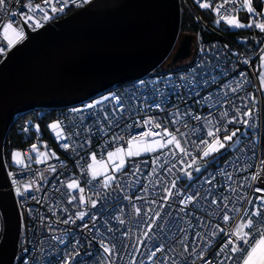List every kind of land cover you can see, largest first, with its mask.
I'll return each instance as SVG.
<instances>
[{"label": "built area", "instance_id": "built-area-1", "mask_svg": "<svg viewBox=\"0 0 264 264\" xmlns=\"http://www.w3.org/2000/svg\"><path fill=\"white\" fill-rule=\"evenodd\" d=\"M27 2L28 0H20V3L17 4L15 0H11V7L18 12H27L24 7ZM32 2L33 4H42L50 17V19L44 20L42 13H34L35 17L42 21V27H31L30 25L34 21L24 24L19 15L15 17L6 15L3 18L4 21L8 19L19 21L25 33V38L26 32H35L48 24L69 16L86 5L84 0H75V2L68 0L66 6L61 3V0H54L56 7L63 6L64 11L53 13L50 10L51 6L45 5L43 0H32ZM184 2L187 6L190 5L189 0H184ZM2 22L0 21V23ZM215 36L216 39L199 45L193 70L179 73L171 82H161L155 76L149 74L142 80L143 84L127 82L117 85V88L114 86L115 89L111 94H115L120 98L125 109L124 112H116L113 115V109L119 108L120 105H117L111 99L103 101L95 108L84 109L83 112L73 113L71 112L73 108L60 110L56 119L65 126L64 133L70 139L58 141L55 138L53 139V145L47 149V151L54 152L59 159L49 158L44 163H34L28 151H19L22 153L20 160H23L24 164L15 165L10 163L9 166L5 164L11 188L16 196L21 222L13 264H61V257L64 255L65 248L77 239L80 240V244L77 246L81 252V256L77 258L80 264H98L97 257L100 256L102 250L96 241H92L91 245L88 243L94 236L96 240L110 239L116 244L117 249L121 252V258H116L115 264H130L133 254H135L136 264H141V262L149 264V250H154L153 245L159 244L165 245V252L163 254L158 253L156 259L160 260L163 259V256L169 255L172 260L168 264H204V261L200 259L203 252H206L208 254L207 258L212 259L216 264L219 258L215 256V252L229 237L224 236L223 233L217 237H212L211 232L217 224L223 227L225 231H230L234 223L239 221L243 212L238 216L236 212L229 211V215L234 217V221L225 223L220 219L223 211L217 210L216 206L209 205L208 201L212 197L207 196L206 190L211 188L216 196L222 194L230 197L229 208L234 206L240 209H248L251 207L248 201L254 199L253 189L260 185L251 181L250 177L253 173L260 171L256 165L260 159H264V116L262 117L263 113L259 108V118L256 120L255 125L248 130L252 134L258 133L259 141L256 143L247 139L238 149L234 151L232 149L233 152L227 155L228 158L221 162V165L214 167V169H207L187 188L182 189L177 184L176 188L173 189L174 197L170 202L160 200V197L165 193L163 188L156 184V180L170 186L176 174L180 173V166L178 165L177 169H174L171 174L166 173L164 169H159L155 175H152L153 155L133 159L135 163L140 165L141 172L134 178L130 175L122 177L121 174L118 175V177H121L119 184L123 191L120 188H115V185H113L115 190L109 189L106 193L105 190H101L99 197L101 202L96 208H92L90 203L81 205L79 200L69 204L67 196L62 197L60 193L55 191L56 188H59L61 193L67 192L79 195V193H71L61 184V181L79 178L81 187L85 188V198L97 199L96 196H93L94 189L87 184V180L90 178L88 172L85 171L84 174H81V168L87 169L89 154L96 152L99 156L104 151L103 145L106 141H110L113 135L124 137L123 140L119 141L123 144L130 135L145 131L146 128L137 126V121L142 122L148 117H155L157 121L167 122L168 126L173 128L171 124L173 117L169 116V113H175L177 110L181 113L191 110L194 115H207L209 108L205 103V98L212 95L213 99H216L221 91H227L228 99L234 100L235 104L242 106V102L236 98L241 96L250 97V94L259 88L257 87V82H260L258 76L253 74L251 69L253 61L250 60V63L244 64L243 60L247 57L233 40L223 37L219 33H215ZM25 38L13 47L8 48L3 33L0 31V46L5 49L3 53H0V64L9 52L23 42ZM242 72L246 73V76L241 77L240 73ZM245 80L248 83H244ZM238 81L243 83V87L236 93L222 87L229 83L232 87H236ZM253 87L254 89H252ZM157 103L161 104L163 111L154 107ZM229 110L231 111L230 106ZM212 111L216 112L217 109L213 108ZM104 113L108 114L107 121L104 119ZM185 120L190 127H195L198 124L191 117H187ZM108 121H111V124ZM176 127H180L181 131H190V128L184 129L183 124L176 125ZM228 127L233 129L236 126L228 125ZM239 127L244 126L239 125ZM28 132L26 130L24 133L25 139L29 136ZM88 139H91V146L84 143ZM192 139L195 140L196 137L193 136ZM64 143H69L73 147L65 150L61 146ZM82 144L84 147H80ZM113 146L112 143H108L107 150H112ZM253 148L256 151V158L252 157ZM144 161H148V163L145 164ZM225 161H229L227 166ZM246 164L252 166L245 169L244 165ZM49 165L55 166L56 171H50ZM225 167L227 172L232 175L231 180H228L224 175H217L213 184L219 185V187H212L205 183V178L216 173L218 169H224ZM131 170L130 162L124 171L130 172ZM41 174L43 175L41 176ZM245 176L249 179L244 180ZM261 179L264 180V173L261 174ZM14 180L16 181L15 184ZM29 181L34 182V187L31 190H25L22 186ZM96 183L98 182H94V184ZM242 184L243 187H241ZM194 185L202 186L201 196L206 198L200 199L195 205H189L186 212H179L178 209L183 207L179 203L180 193L190 194L195 190ZM17 186H20L21 191L25 193L23 197L16 194L15 188ZM36 186L39 187V191L36 190ZM144 188H147L148 191L145 192ZM227 188H235L236 191H228ZM245 193L247 199H237V197H243ZM32 196H36L40 202L37 203L36 200L31 199ZM124 196L131 197L132 204L142 207L145 211L149 207L153 211L149 212L148 216L143 213L136 216L132 204L124 199ZM137 196H144L145 199L138 200L136 199ZM152 200H157V203L152 204ZM165 203H168L169 206L163 207L161 211ZM119 207L124 208L122 214L117 211ZM29 209L32 211L29 212ZM81 211L87 213L83 220L76 219L75 223H62L69 215L75 217V214ZM157 211H161L165 221L164 231H161L159 227L152 228L149 232V239L145 241V245L141 247L140 252L136 253V241L137 239H144L143 233L148 231L151 223L148 217L154 216ZM169 212L171 215H165ZM115 216L124 219L125 223L120 224ZM94 217L99 218L95 219L93 223ZM169 223L173 225L170 230L168 229ZM49 224L51 229L48 227ZM86 224L88 227H84ZM108 227H111L113 231L108 232ZM255 227L259 228L261 225L256 224ZM1 232L2 219L0 215V237ZM125 232L128 233L127 236L124 235ZM197 232L201 233L200 237L194 235ZM53 236H59L67 243L62 244L59 241H54ZM181 240H183V243L180 242ZM185 244L188 246L187 252L184 251ZM88 252H91L92 255H84Z\"/></svg>", "mask_w": 264, "mask_h": 264}, {"label": "snow or ice", "instance_id": "snow-or-ice-1", "mask_svg": "<svg viewBox=\"0 0 264 264\" xmlns=\"http://www.w3.org/2000/svg\"><path fill=\"white\" fill-rule=\"evenodd\" d=\"M15 2L19 4L20 0H15ZM73 2H75V0H73ZM43 3L45 5H50V10L53 13L64 11L63 6L59 8L56 7L54 0H43ZM61 3L66 6L68 0H61ZM196 3L199 7L211 9L216 14L217 19L215 20V24L217 25H219L221 21H224L229 27L240 29L257 28L264 33V0H219L216 4H213L212 0H196ZM24 7L27 9V12H18L11 7V0H0V21H3L0 23V31L3 33L8 48L13 47L17 42L23 40L25 38V33L20 26L19 21H13L12 19L4 21L3 18L6 15L10 17L19 15L24 24L34 21V23L30 25L33 28L43 26L42 21L37 19L34 13H42L44 20L50 19L48 13L45 11V7L40 3L33 4L32 0H28ZM241 9L246 11V16L244 18L239 16ZM4 51V47L0 46V53H3ZM260 59L261 63L258 66V70H260V90L264 92V56H261ZM244 62L250 63V61L247 60ZM240 76L244 77L246 76V73L242 72L240 73ZM140 83L143 84L144 82L141 81ZM244 83H248V81L245 80ZM222 87L227 88L232 93H236L243 87V83L238 81L236 87H232L230 83ZM109 99L114 101L117 105H120L119 108L113 109V115H115L116 112L125 111L120 98L115 94H110L109 96L102 97L100 100L85 105L83 109L73 108L71 109V112H83L84 109L95 108L97 105L102 104L103 101ZM236 99H239L242 102V106H238L235 104L234 100L228 99L227 91H221L216 99H213L212 95L205 98V103L209 108L207 115H194L191 110L184 111L183 113L177 110L175 113H169V116L173 117L171 120L173 128H170L167 122L157 121L155 117H148L142 122H136L138 127L146 128V130L135 135H130L125 143H119L124 137L113 135L110 138V141H106L103 145L104 151L101 152L99 157L96 152H91L89 154V160L91 162L87 164V169L85 170L84 168H81V174H84L85 171L88 172L90 178L87 180V184L92 186L94 189L93 196H96L97 199H92L91 197L87 199L85 198V188L81 187L79 178H71L68 181H61V184L66 187V189L70 190L71 193H79V195H73L67 192L61 193L59 188H56L55 191L60 193L62 197L67 196V202L69 204H73L75 201L79 200L81 205L90 203L92 208H96L101 202L99 199L101 190H105V193L109 189L115 190L113 188V185H115V188H120L121 191H123L119 184V179L122 176L129 175L134 178L141 172L140 165L135 163L132 158L139 157L143 154L155 153H159V155H153L152 157V164L154 165L151 172L152 175H155L159 169H164L166 173L171 174L179 165L180 174L190 181L193 180L194 177L192 170L196 173L202 171L201 166H199L200 161H204V167H206L208 163L212 162L208 159L209 157H212V159L215 160L218 155L222 156L224 152L240 144L241 137L244 133L248 132L249 128L255 125L256 120L259 118V109L257 108L259 101L254 93L250 94V97L241 96ZM229 106L231 111L229 110ZM154 107L163 111L160 103L155 104ZM213 108H216L217 111L213 112ZM187 117H191L193 120L197 121L198 124L195 127H190L185 120ZM104 119L106 121L108 120L107 113H104ZM108 122L111 124V121ZM179 124H183L184 129L190 128V131H181L180 127H176V125ZM228 125H234L236 127L229 130ZM239 125H243V129H241ZM35 127L37 132H39V125H36ZM49 127L53 130L58 141L70 139L68 135H65V126L61 121H55L50 124ZM193 136L196 137L195 140L192 139ZM84 143L91 146V139H88ZM108 143L114 145L112 150H107ZM61 146L65 150L73 147L69 143H64ZM43 147L46 150L41 152L40 146L37 144L31 146V152L35 154L36 162L43 163L49 158L59 159L54 152L47 151V145H43ZM80 147H84V145L82 144ZM21 155L22 153L19 151L14 153V162L24 164L23 160L15 159L16 157H21ZM252 157L256 158L255 148L252 149ZM130 162L132 170L130 172H125L124 169ZM144 163L147 164L148 161H144ZM228 163L229 161H225L226 166ZM25 166L27 167V165ZM251 166V164H246L244 165V168L246 169ZM256 167L259 168L260 171L253 173L250 179L253 182H257L260 186L253 189L255 196L253 200L248 201L251 205L248 209H240L234 206L229 208L230 197L222 194L216 196L213 194L211 188L206 190L207 196L212 197V199L208 201L209 205L216 206L217 210L223 211V215L220 216V219L225 223L234 221V217L229 215V211L236 212L238 216L243 212L239 221L234 223V226L230 231H225L223 227L217 224L211 232L212 237H217L221 233H223L224 236L229 237L215 252V256L219 258L216 261V264H264V180L261 179V174L264 173V159H260ZM49 170L55 172L56 167L49 165ZM116 173H121V177H118ZM42 175L43 174H41V176ZM217 175H224L228 180H231L232 178L231 173H228L225 167L224 169H218L216 173L205 178V183L212 187H219V185L213 184ZM178 179L179 176L172 180L170 186L162 184L160 180H156V184L160 185L165 193L160 197V200L170 202L173 199V189L176 188ZM248 179L249 177H244V180ZM13 182L14 184L16 183L15 180ZM94 182L98 183L94 184ZM22 187L25 190H31L34 187V182L29 181ZM193 187L195 190L190 194L185 195L184 193H180L181 199L179 203L183 207L178 209L179 212H186L189 205H195L200 199L206 198L201 196L202 186L194 185ZM241 187H243V184ZM36 190L39 191L38 186H36ZM143 190L145 192L148 191L147 188H144ZM227 190L232 192L236 191L235 188H227ZM15 192L21 197L25 195V193L21 191L20 186L15 188ZM123 198L132 204L131 197L124 196ZM31 199L36 200L37 203L40 202L36 196H32ZM136 199L144 200L145 197L137 196ZM237 199H247V194L245 193L243 197H237ZM151 203L156 204L157 200H152ZM168 206V203H165L162 206L161 211L163 210V207ZM132 209L136 216H140L142 213L145 216H148V213L153 211L150 207L145 211L142 207L135 204H132ZM31 211L32 210L29 209V212ZM65 211H67V209H65ZM117 211L122 214L124 208L119 207L117 208ZM161 211H157L154 216L148 217L151 221L150 227L148 231L143 233L144 239H137L135 245L136 253L140 252L141 247L145 245V241L149 239V232L152 228L159 227L161 231H164L163 225L165 221L161 215ZM86 215V212H77L75 217L69 215L68 218L62 221V223H75L76 219L83 220ZM165 215H171V213H165ZM98 218L99 217H94L93 223L95 222V219ZM115 218L120 224L125 223V220L121 217L115 216ZM256 224L261 225V227L256 228ZM48 227L51 229L50 224ZM84 227H88V225L86 224ZM171 227H173V225L169 223L168 229L170 230ZM181 230L183 231V229ZM112 231L113 229L108 227V232ZM124 235L127 236L128 233L125 232ZM194 235L200 237L201 233L197 232ZM52 239L54 241H59L62 244L67 243L59 236H53ZM92 241H96L102 250L100 256L97 257L98 264H115V259L121 258V252L117 249L116 244L110 239L102 238L96 240V237L94 236L88 241L89 245H91ZM180 242L183 243V240ZM79 244L80 240L77 239L69 247L65 248L64 255L61 257V264H80V261L77 259L81 256V252L77 247ZM153 248L154 250H149V264H168V262L172 260V257L169 255L163 256V259L160 260L156 259L158 253L163 254L165 252L164 244L153 245ZM184 251H188L187 244L184 246ZM84 255L91 256L92 253L88 252ZM207 256L208 254L203 252L200 255V259L204 261V264H214V261L208 259ZM101 257H103V259H101ZM130 264H136L135 254H133ZM141 264H143V262H141Z\"/></svg>", "mask_w": 264, "mask_h": 264}, {"label": "water", "instance_id": "water-1", "mask_svg": "<svg viewBox=\"0 0 264 264\" xmlns=\"http://www.w3.org/2000/svg\"><path fill=\"white\" fill-rule=\"evenodd\" d=\"M179 0H92L84 8L26 32L0 64V264H13L20 215L4 164L7 129L18 114L80 106L156 70L178 41ZM182 36L171 65L190 56Z\"/></svg>", "mask_w": 264, "mask_h": 264}, {"label": "trees", "instance_id": "trees-1", "mask_svg": "<svg viewBox=\"0 0 264 264\" xmlns=\"http://www.w3.org/2000/svg\"><path fill=\"white\" fill-rule=\"evenodd\" d=\"M212 2L213 4H216L219 2V0H212ZM189 3L190 5L187 6L184 0H181L180 3L181 19H180L179 33H181V36L190 35L193 38V41L195 40L193 57H191L189 61H187L188 59H185L179 61L180 63L177 62L174 65H171L170 63L168 64V66L160 65L156 70L150 73V75L155 76V78H157L161 82H171L177 77L179 73H186L193 70L195 57L197 54L196 51L199 45L201 43H205L207 41L213 40L214 38L216 39L217 37L215 36V33H219L223 37L233 40V42L238 45V47L241 49L243 54L247 57L243 60L244 64H248L244 62L245 60L253 61L251 69L253 74L258 76L259 79L260 70H258V66L261 63V59H260L261 56H264V51H262L264 50V33H262L257 28H251V29L246 28V29L231 31L224 24L223 21H221L219 25L215 24V20L217 19V16L211 9H204L199 7L196 3V0H189ZM239 16L241 18H244L246 16V11L241 9L239 12ZM141 81L137 83H140ZM257 87L259 88H257V91H254V94L257 96V99L259 101V103L257 104V108L261 110V113H263L262 114L263 117L264 92L260 90V82H257ZM115 88H117V86ZM115 88L114 87L111 88L109 92H113ZM252 89H254V87ZM59 111L60 110L36 109L16 115L9 123L7 134L4 140L3 158L5 164L8 166L10 165V163L14 164V153L18 151H22V152L28 151L29 154H31L30 149H28V145L32 142H38L39 140H43L47 142L48 145L47 149L49 148V146L53 145V139L55 138L48 132V123L52 120H57L56 116L59 113ZM36 125H39V132H37L36 130L35 127ZM240 128L243 129V127ZM26 130L29 131L28 132L29 136L27 139H25L24 137V133ZM263 132H264V117H263ZM247 133H244V135L241 137L240 144L236 145L233 148H230L228 151L224 152L222 156H218L215 160H212V162L208 163L206 167H204V162L200 161L199 166H202L201 167L202 171L200 173H196L194 170H192L194 177L193 180L191 181L188 180L180 173L176 174V177L179 176V179L177 180V184L180 186V188L182 189L187 188L193 183V181L197 180L198 177L201 176L207 169H214V167L216 168L217 166L221 165V162H223L226 158H228L227 155L232 153L235 149H238L240 145L244 144L247 141V139L256 143L259 141L258 133H253V134L250 132ZM157 154L159 153H155L152 155H157ZM148 156H144V157H148ZM31 157L34 163H38L35 161V157L32 154ZM120 174L121 173H118L117 176Z\"/></svg>", "mask_w": 264, "mask_h": 264}, {"label": "rangeland", "instance_id": "rangeland-1", "mask_svg": "<svg viewBox=\"0 0 264 264\" xmlns=\"http://www.w3.org/2000/svg\"><path fill=\"white\" fill-rule=\"evenodd\" d=\"M87 4L89 3V2H91L92 0H84ZM180 3H181V0H180ZM224 22V21H223ZM224 24L231 30V31H236V30H240V28H234V27H229L225 22H224ZM243 29H246V28H243ZM190 36V35H189ZM215 39V38H214ZM195 41V40H194ZM194 41L192 40V44H191V53H190V56L188 57V58H186V59H188L187 61H189L190 59H191V57H193V52H194V48H195V44H194ZM171 59H172V57L171 56H169L161 65L163 66H168V64L169 63H171ZM186 61V62H187ZM180 63V62H179ZM111 94V92H107V93H104V94H102V95H99V96H97L96 98H94V99H92V100H90V101H88V102H86V103H84V104H82V105H80V106H76V107H73V108H80V109H83L84 108V106L85 105H87V104H90V103H93L94 101H96V100H100L102 97H104V96H109ZM55 121H57V120H52V121H50L49 123H48V132H49V134H51L54 138H57L56 137V135L54 134V132H53V130L49 127V125L50 124H52L53 122H55ZM33 144H37L38 146H40V151L41 152H43V151H45L46 149L43 147V145H47V142H45V141H43V140H39L38 142H32V143H30L29 145H28V149H30V151H31V146L33 145ZM48 146V145H47ZM31 154L35 157V161H36V156H35V154L34 153H32L31 152ZM148 155H152V154H143V155H141V156H139V157H136V158H132V159H137V158H141V157H144V156H148ZM219 156V155H218ZM217 156V157H218ZM16 160H20L19 159V157H16L15 158ZM88 159H89V157H88ZM209 160H213L212 159V157H210L209 158ZM91 161L89 160V163H90ZM202 162H204V161H202ZM14 164L15 165H17V164H19V163H16V162H14ZM202 167V166H201ZM118 173H116V175H117Z\"/></svg>", "mask_w": 264, "mask_h": 264}, {"label": "flooded vegetation", "instance_id": "flooded-vegetation-1", "mask_svg": "<svg viewBox=\"0 0 264 264\" xmlns=\"http://www.w3.org/2000/svg\"><path fill=\"white\" fill-rule=\"evenodd\" d=\"M85 4L87 5V3L85 2ZM181 38H182V36H181V33H179V37H178V41L176 42V44H175V46L173 47V49H172V51H171V53H170V55L169 56H173V54L175 53V50H176V48H177V45L179 44V40H181ZM168 56V57H169Z\"/></svg>", "mask_w": 264, "mask_h": 264}, {"label": "clouds", "instance_id": "clouds-1", "mask_svg": "<svg viewBox=\"0 0 264 264\" xmlns=\"http://www.w3.org/2000/svg\"><path fill=\"white\" fill-rule=\"evenodd\" d=\"M180 1V0H179ZM67 109V108H66ZM62 110V109H61ZM3 157H4V155H3ZM4 164H5V162H4ZM6 167V166H5Z\"/></svg>", "mask_w": 264, "mask_h": 264}]
</instances>
